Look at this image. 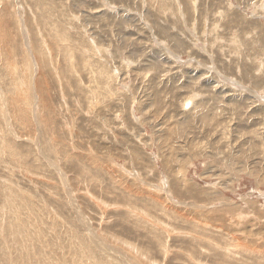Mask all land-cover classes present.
Returning <instances> with one entry per match:
<instances>
[{
  "label": "rangeland",
  "instance_id": "374dc122",
  "mask_svg": "<svg viewBox=\"0 0 264 264\" xmlns=\"http://www.w3.org/2000/svg\"><path fill=\"white\" fill-rule=\"evenodd\" d=\"M0 264H264V0H0Z\"/></svg>",
  "mask_w": 264,
  "mask_h": 264
},
{
  "label": "bare ground",
  "instance_id": "6f19581e",
  "mask_svg": "<svg viewBox=\"0 0 264 264\" xmlns=\"http://www.w3.org/2000/svg\"><path fill=\"white\" fill-rule=\"evenodd\" d=\"M173 9V8H172ZM249 47V46H248ZM86 60V59H85ZM117 67V66H116ZM92 76V75H91ZM123 84V83H122ZM185 104H190V101H186ZM106 108V107H105ZM73 168V167H72ZM62 172V171H61ZM74 193V192H73ZM13 212V211H12ZM117 222V221H116ZM16 225V224H15ZM19 250V249H18ZM98 252V251H97ZM100 253V252H99ZM118 256V255H117ZM103 261V260H102Z\"/></svg>",
  "mask_w": 264,
  "mask_h": 264
}]
</instances>
